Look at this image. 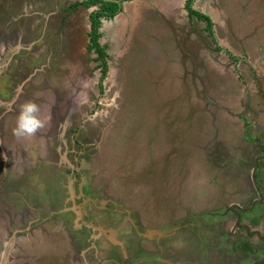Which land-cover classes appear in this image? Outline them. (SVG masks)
Segmentation results:
<instances>
[{"label": "rangeland", "instance_id": "rangeland-1", "mask_svg": "<svg viewBox=\"0 0 264 264\" xmlns=\"http://www.w3.org/2000/svg\"><path fill=\"white\" fill-rule=\"evenodd\" d=\"M75 1L0 0V75L24 70L32 58L39 61L32 72L18 74L10 95L2 96L0 85L1 133L14 128L23 102L34 101L41 115H50L59 127L58 151L61 145L68 148L75 128L88 125V153L99 143L103 152L94 161L101 183L136 206L148 226L168 212L165 217L196 215L231 204L247 207L256 199L258 209L241 221L264 235V0H195L193 7L210 16L211 32L187 13L185 0L123 2L117 15L101 20L100 43L108 54L101 87L96 52L86 50L88 10L69 8ZM47 49L54 53L42 55ZM72 72L78 89L61 96L62 82ZM61 103L70 111L58 120ZM15 139L5 142L18 145L21 163L26 160ZM52 139L41 130L23 141L36 146L42 140L48 150ZM14 148L1 146L6 169L14 166L7 158ZM36 163L31 159L11 171ZM253 171L262 193L255 191ZM38 181L30 175L28 184L32 188ZM246 183L254 188L248 187L249 194ZM5 209L0 200V220ZM232 226L233 221H223L218 233L233 246L242 231L227 237ZM211 228L203 229L209 240ZM246 244L255 253L243 259L264 264V241L254 235L240 246ZM181 252L166 251L177 257L187 250ZM59 263L66 264L64 259Z\"/></svg>", "mask_w": 264, "mask_h": 264}, {"label": "flooded vegetation", "instance_id": "flooded-vegetation-1", "mask_svg": "<svg viewBox=\"0 0 264 264\" xmlns=\"http://www.w3.org/2000/svg\"><path fill=\"white\" fill-rule=\"evenodd\" d=\"M82 1L84 0L77 1L78 5H74L76 3L74 2L68 7L88 10L86 18L89 30L86 50L90 51L94 49H89L91 42L89 14L97 6L83 5ZM194 2L195 0L192 1L191 7L198 10L193 7ZM100 26L98 28L99 42L102 36ZM209 36H213V33H209ZM228 52L226 50V53ZM45 53L52 55L54 51L47 49L42 55ZM106 55L107 70V52ZM228 55L233 56L230 52ZM32 59L36 60L24 63V70L17 69L14 74L2 72L0 75L2 96L10 95L15 84L13 81H16L18 74L23 75L25 71L32 72L34 67L38 66L36 64L39 62L38 57ZM95 60L99 62L101 68L98 82V86L101 87V80L106 71L103 75L102 59L98 57L97 52ZM76 78L72 72V75L67 77V82H62L64 89L59 93L61 96L78 89L75 83ZM40 90L43 91V89ZM53 91L58 95L56 89ZM62 106L63 103L56 106L55 118L58 120L70 111L68 107ZM47 127L43 129V132L46 131L50 137L53 136L52 141L55 143L48 144L46 146L48 150H44L45 146L41 145L42 140L36 146H30L24 145V138L19 139L24 159L27 162L35 159L37 163L36 166L29 167L27 170L15 169L16 171L13 172L11 171L13 167L22 165L26 161L19 163L17 159L19 150H15L18 146L16 143L5 142L16 141L12 130L6 129L4 133L0 130V149L2 145L15 147L14 150L7 152L10 166L14 165L11 168L6 169L5 160L0 156V173L2 174L0 200L6 203L5 219L0 220V264H60L61 259H64L66 264H202L203 259L207 260V264H231L233 260L235 261L232 264H249L248 258L243 259V257L250 253V250H245L247 244L243 247L240 245L247 240L251 241L254 235L258 240L264 241L263 234L241 221L243 216L258 209L254 206L256 199L250 201L251 205L247 207L231 204L225 209H211L196 215L189 211L186 214L180 212L181 214L175 217H165L169 216V212L167 214L166 211H162L166 214L162 215L161 221L148 226L146 222H143L136 206L127 202L126 204L121 197L112 193V189H109L112 191L109 192L106 185L101 183L99 178L101 170L96 171L94 161L103 152L99 143L91 147V152L88 153L90 147H88V133H86L88 125L79 127L81 132L75 128L70 134L68 148L61 145L59 151L57 147L55 148L56 142L59 143L58 139L61 138L59 127L51 121ZM7 130L11 134L6 132ZM103 135L98 134V139H102ZM256 166L254 168H257ZM7 174H12L13 177L8 178ZM30 175H37L40 178V181L32 182L34 184L32 188L28 184ZM252 176L255 179V191L259 190V193H262L257 174L254 172ZM248 187L250 190L253 188L246 183L247 194L250 192L247 191ZM261 203H264V200ZM153 207L155 208L152 206L151 209ZM152 213L154 216L158 215L156 211L152 210ZM227 220L233 221L227 237H234L237 231L243 233L238 235L240 238L233 246L225 243L226 237L223 233H218L220 223ZM207 225L214 227L210 229L214 231V238L210 240L203 233ZM191 242L195 246L189 245ZM179 250L180 253L182 250H187V253L185 252L183 257L181 254L177 257L170 256ZM166 251H169L170 255ZM212 253L215 254L213 255L215 258L211 255ZM53 256L57 259L50 261Z\"/></svg>", "mask_w": 264, "mask_h": 264}, {"label": "trees", "instance_id": "trees-1", "mask_svg": "<svg viewBox=\"0 0 264 264\" xmlns=\"http://www.w3.org/2000/svg\"><path fill=\"white\" fill-rule=\"evenodd\" d=\"M124 1H131V0H84L81 2V4L83 5H95L97 6V8L95 10H93L90 14H89V19H90V23H91V32H90V36H91V42L89 44V49H94L97 54L98 57L100 59H102V65H103V70H102V74L104 75L105 71H106V52H105V46L100 44L99 42V36H100V32L98 30L100 23H101V18H105V19H111L113 18L118 12L121 11L122 9V2ZM193 0H186V10L188 11V14L191 16H196L197 18L203 20L206 23V28L208 29V31L211 32L212 29V21L209 18L208 15L203 14L202 12L195 10L191 7V3ZM79 3L76 2L74 5H78ZM229 53V52H228ZM245 250H248L247 248H245ZM250 253H255V249H253L252 247H250ZM262 261H264V257H262L261 259ZM260 260V261H261Z\"/></svg>", "mask_w": 264, "mask_h": 264}, {"label": "clouds", "instance_id": "clouds-1", "mask_svg": "<svg viewBox=\"0 0 264 264\" xmlns=\"http://www.w3.org/2000/svg\"><path fill=\"white\" fill-rule=\"evenodd\" d=\"M50 119V115H41V108L36 102L25 101L19 107L12 133L18 139L35 136L48 125Z\"/></svg>", "mask_w": 264, "mask_h": 264}, {"label": "crops", "instance_id": "crops-1", "mask_svg": "<svg viewBox=\"0 0 264 264\" xmlns=\"http://www.w3.org/2000/svg\"><path fill=\"white\" fill-rule=\"evenodd\" d=\"M75 2H77V1H75Z\"/></svg>", "mask_w": 264, "mask_h": 264}]
</instances>
